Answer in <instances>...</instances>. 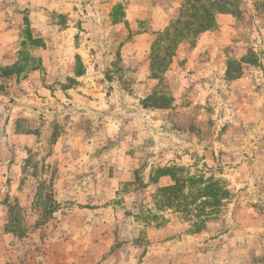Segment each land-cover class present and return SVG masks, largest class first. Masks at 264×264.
<instances>
[{
    "label": "rangeland",
    "instance_id": "obj_1",
    "mask_svg": "<svg viewBox=\"0 0 264 264\" xmlns=\"http://www.w3.org/2000/svg\"><path fill=\"white\" fill-rule=\"evenodd\" d=\"M184 1L0 0V264H264V10Z\"/></svg>",
    "mask_w": 264,
    "mask_h": 264
},
{
    "label": "trees",
    "instance_id": "obj_2",
    "mask_svg": "<svg viewBox=\"0 0 264 264\" xmlns=\"http://www.w3.org/2000/svg\"><path fill=\"white\" fill-rule=\"evenodd\" d=\"M242 1L243 0H185L178 10V15L165 30L162 40L163 38H168L171 32L176 36L184 34L185 31L201 32L211 25L217 14H234L240 12V4ZM253 2L256 8L262 11L264 10V0H253ZM158 44H160V42ZM183 185V182L177 180L174 185L160 188L159 191L162 196H168L167 199L171 202L179 195L185 196L184 192L181 191ZM6 230L12 232L9 227H6Z\"/></svg>",
    "mask_w": 264,
    "mask_h": 264
},
{
    "label": "crops",
    "instance_id": "obj_3",
    "mask_svg": "<svg viewBox=\"0 0 264 264\" xmlns=\"http://www.w3.org/2000/svg\"><path fill=\"white\" fill-rule=\"evenodd\" d=\"M181 1H183V0H169V2L178 3V4ZM82 88H85V85H83ZM90 93H91L90 96L82 94V93H74V95H75L74 96V100L75 101L76 100L84 101V102H89V103L92 102V100H93L94 105H96L97 97L99 95L97 94L96 90H94V92H90ZM17 107L19 109L18 114H17L18 117H16L13 120V122L15 124V127H16L15 131H14L15 137H16V140H17L18 144L22 145L23 147L30 148V147H32V145H34V143L35 144L38 143V139H39L38 136L39 135H38V132L33 130V129L32 130L31 129L30 130L29 129H27V130H19V129H17L18 123L16 122V119L19 118V117H22V116L24 117L25 116L24 114L26 112V111L24 112V108H25L24 99L21 96H20V99L18 100ZM38 123L41 125L43 123V121L40 120V122L38 121ZM230 155L231 154L229 152H227L225 158L228 159V157H230Z\"/></svg>",
    "mask_w": 264,
    "mask_h": 264
}]
</instances>
